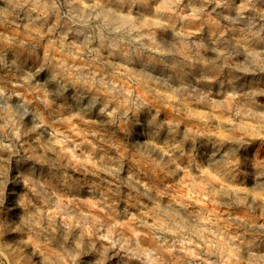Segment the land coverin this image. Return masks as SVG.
Returning <instances> with one entry per match:
<instances>
[{"label": "clouds", "instance_id": "9594fccd", "mask_svg": "<svg viewBox=\"0 0 264 264\" xmlns=\"http://www.w3.org/2000/svg\"><path fill=\"white\" fill-rule=\"evenodd\" d=\"M0 264H264V0H0Z\"/></svg>", "mask_w": 264, "mask_h": 264}]
</instances>
